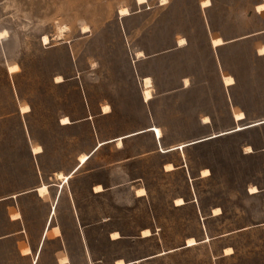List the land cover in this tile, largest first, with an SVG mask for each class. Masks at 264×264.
<instances>
[{"label": "rangeland", "instance_id": "1", "mask_svg": "<svg viewBox=\"0 0 264 264\" xmlns=\"http://www.w3.org/2000/svg\"><path fill=\"white\" fill-rule=\"evenodd\" d=\"M261 3L0 0V198L36 188L38 193L0 204V237L20 228L10 223L8 213L15 221L23 216L27 230V239L22 237L27 245L17 238L0 241V264H29L20 258V249L30 255L26 246L39 249L42 242L38 264H264V226L256 227L264 220V192L248 193L264 190V126L245 131L239 126L229 132L238 133L171 154L176 161L186 156L192 176L209 169L208 179L191 182L187 173H164L167 160L150 155L154 144L149 136L128 140L123 151L107 146L72 176L98 137L103 141L142 129L146 119L130 81L133 72L151 77L157 94L180 87L181 78H192L187 91L153 103L154 119L166 129V145L233 130L229 98L247 112L246 124L264 120V58L255 51L264 34L242 40L264 30ZM124 8L129 14L122 16ZM210 29L215 32L211 39L217 36L214 48L225 45L224 39L237 40L215 50L224 72L238 79L230 96L215 66ZM183 38L189 47L175 50L178 40L180 47L187 44ZM136 52L138 59L152 58L135 63ZM257 53L264 56L263 44ZM15 65L19 71L11 72ZM200 83L202 96L197 94ZM224 84L232 87L236 81L229 75ZM108 103L117 109L114 117H97L99 105ZM26 106L29 113L22 112ZM90 113L95 117L88 124L59 125L65 116L76 121ZM207 113L214 118L212 129L198 126V118ZM234 119L244 120V112L239 109ZM37 147L43 154L34 153ZM169 166L166 171L175 170ZM97 185L114 189L95 195ZM95 188V193L104 191ZM136 189V196L144 198L135 196ZM179 199L196 202L184 206V201L181 207ZM212 210L223 216L212 218ZM191 238L196 245H187ZM227 249L232 253L226 254Z\"/></svg>", "mask_w": 264, "mask_h": 264}, {"label": "crops", "instance_id": "2", "mask_svg": "<svg viewBox=\"0 0 264 264\" xmlns=\"http://www.w3.org/2000/svg\"><path fill=\"white\" fill-rule=\"evenodd\" d=\"M261 4H264V3H261ZM260 5V4H259ZM201 6V5H200ZM258 6V5H257ZM256 6V7H257ZM256 7H255V12H256ZM257 13V12H256ZM257 14H259V13H257ZM264 14V13H263ZM260 15H262V14H260ZM213 33H215V32H212V30L210 29L209 30V34H210V39H209V45H210V47H211V49L212 50H214V60H215V66H216V69L217 70H220V82H221V84H222V86L224 87V89L226 90V92H227V95L228 96H230V90L231 89H233L235 86H237V84H238V79H237V77L235 76V75H233L232 73H230V72H224V70H223V62H221V60H218L217 59V55H216V51H217V49H219V48H223V47H226V46H228V45H230V44H233V43H235L237 40H231V41H226L224 38V41L226 42V44L225 45H223V46H221V47H218V48H214L213 47V45H212V39H211V35L213 34ZM217 34V33H216ZM264 34V30L263 31H261V32H258V33H255V34H251V35H249V36H247V37H245V38H242V40L244 39V40H246V39H250V38H253V37H255V36H259V35H263ZM219 35V34H218ZM182 39V38H181ZM183 39H185L186 41H187V39L186 38H183ZM179 40L176 42V46H175V50H184V49H186V48H188L189 47V43H188V41H187V44L185 45V46H182V47H180L179 46ZM260 44H263L264 45V42H260V43H258V42H256V45H255V51H256V55H257V58L258 59H262V58H264V56H260V55H258V53H257V47L260 45ZM216 50V51H215ZM172 52V50H169L167 53H171ZM136 54H137V52L135 53V56H134V59H133V62L135 61V63L136 62H141V61H144V60H147V59H150V58H152L151 56H145L144 58H141V59H138L137 58V56H136ZM165 54V53H164ZM226 75H232L233 77H234V79H235V81H236V84L234 85V86H232V87H227V86H225V84H224V76H226ZM145 78H147L146 76H140L137 72H133V74H130V81H132L133 82V84H134V94H135V96L137 97V101H138V105H139V111H140V115L141 116H143L144 117V119H146V121H143L141 124H140V126L142 127V129H140V130H137V131H135V132H130V133H121V134H119V135H117V136H115V137H113V138H111V139H105V140H99V137H98V142H97V144H96V146L94 147V149L89 153V154H86V155H90L91 157H90V159L88 160V162L85 164V165H87L91 160H92V158L100 151V150H102V149H104V148H106L107 146H110V145H113L114 146V148L117 150V151H123L124 149H125V146H126V142L128 141V140H131V139H133V140H135L136 138H140V137H145V136H149V137H151L152 138V142H153V144H154V148H153V150H151V152H150V155H156V154H161V156H164V158L167 160L163 165H162V170H163V172L164 173H166V174H170V173H173V172H176V171H181V172H183V173H187L188 174V176H189V180L191 181V182H193V181H195V180H197V179H199V180H203V179H208V178H210V177H212V173H211V171L209 170V169H204V170H209L210 171V176L209 177H207V178H203L202 177V172L204 171V170H201L198 174H197V176H192L191 175V172H190V168H189V163H188V160H187V158H186V156L185 155H183V157L180 159V160H171V154L172 153H174V152H176V151H184V149H186V148H189V147H192V146H197V145H200V144H203V143H207V142H213V141H215V140H217V139H219V138H223V137H225V136H228V135H230V134H234V133H238V132H233V133H229V132H232V131H234L237 127H242V128H245L244 130H242V131H245V130H248V129H252V128H256V127H260V126H264V120H261V121H258V122H253V123H248V124H246L247 123V120H248V115H247V112L244 110V109H242V108H240V107H238V106H235L234 104H233V101H232V99L231 98H229V106H230V116H231V119H232V122L235 124V127L233 128V130H230V131H227V132H222V133H219V134H211V135H209V136H207V137H204V138H201V139H198V140H194V141H186V142H184V144H182V145H180V146H185L183 149H177L178 147H180V146H175V147H172V146H169V145H166L165 144V138H166V129H165V126L164 125H160L159 123H157L156 122V119H154V112H153V103L157 100V99H159V98H164V97H169V96H172V95H175V94H179L180 92H185V91H187L188 89H190L191 87H192V78L191 77H185V78H181L180 79V83H179V85H180V87H178V88H175L174 90H168V91H165V92H163L162 94H157L156 93V91H155V85H154V80L151 78V77H149V78H151V80H152V82H153V99L152 100H150L149 102H146L145 100H144V98H143V87H144V79ZM186 80H188L189 81V86L187 87L186 86V84H185V81ZM62 83H64V82H62ZM62 83H58V84H62ZM203 83H200V88H199V93H197V94H200V96H202V95H205V93H204V91H203V85H202ZM92 107V106H91ZM105 107H110V112H108V113H105L104 112V108ZM242 110L243 112H244V114H245V119L244 120H242V121H236L235 119H234V114H235V112L237 111V110ZM97 110H98V114L96 115L97 117H99V118H113L114 117V114H115V112L117 111V109H115V107L112 105V104H106V105H104V104H100L99 105V107L97 108ZM120 116H122V118H124V119H126V118H128L129 116L127 115V114H121ZM65 117H67V118H69L70 119V121H71V124L70 125H61V120L63 119H60L59 120V125L61 126V127H64V128H68V127H74V126H79V125H82V124H88L90 121H91V119L92 120H94V117L95 116H92V113H90V115L89 116H86V117H83L82 119H80V120H76V121H73L70 117H68V116H65ZM93 117V118H92ZM206 118H208L209 119V122L207 123V122H205V119ZM197 122H198V126H200L201 128H205V129H212L213 127H214V118H213V116H212V114L211 113H207V114H203V116H200L199 118H198V120H197ZM256 124H259V125H256ZM154 128H158V129H160L161 130V132H162V136H161V138H158L157 137V135H156V133L153 131L154 130ZM239 132H241V131H239ZM96 133H97V136H98V132H97V130H96ZM227 133H229V134H227ZM119 142H121L122 143V145L121 146H119ZM102 144V145H101ZM101 145V146H100ZM248 147H250V146H248ZM253 149V148H252ZM264 151V150H263ZM43 154V153H42ZM244 154L245 155H252V154H254V153H252V154H246V152L244 151ZM41 155V154H40ZM83 155V154H82ZM35 156H38V155H35ZM81 156V155H80ZM135 158H138V157H131V158H126L125 160H127V161H129V160H134ZM169 164H171V165H173V167L175 168V170L174 171H171V172H168V171H166L165 170V168H166V166L167 165H169ZM85 165H83V166H85ZM78 166H79V159H78V165H77V167L76 168H78ZM83 166H81L75 173H73L74 172V170L76 169H74L71 173H73L72 174V176L73 175H75ZM59 173V172H58ZM60 173H62V172H60ZM70 173V174H71ZM69 174V175H70ZM71 176V177H72ZM139 179L138 180H134L133 182H131V184H138L139 183ZM97 186H99V185H97ZM101 186V185H100ZM96 187V186H95ZM94 187V188H95ZM103 187V189H104V191L103 192H101V193H95L94 192V188H93V190H92V193H94L95 195H100V194H103V193H106V192H108V191H111V190H113L114 188H112V187H107V186H102ZM252 187H256V186H252ZM39 188V187H38ZM258 188V187H257ZM37 189V188H36ZM36 189H32V190H30V191H25V192H22V193H19V194H16V195H11V196H6V197H2V198H0V204L1 203H4V202H7V201H10V200H13V199H17L18 197H23V196H26V195H29V194H32V193H37L36 192ZM139 189H144V188H139ZM139 189H136L135 190V196H136V191L137 190H139ZM146 190V189H145ZM250 190V189H249ZM258 190H259V193H257V194H251L249 191H248V193H249V196H258V195H260V194H262L263 192H264V190L263 191H261L259 188H258ZM147 192V191H146ZM38 194V193H37ZM147 196V195H146ZM145 196V197H146ZM137 197V196H136ZM137 198H144V197H137ZM183 199V198H182ZM195 200V201H194ZM185 201V200H184ZM186 202V201H185ZM196 202V199H192V200H190L189 202H186V205H184V206H187L188 204H194ZM175 205V204H174ZM184 206H181V207H184ZM176 207V206H175ZM181 207H176V208H181ZM218 209V208H217ZM220 209V208H219ZM52 211H53V208H52ZM222 211V210H221ZM213 212H214V210H212V212H211V217L212 218H217V217H220V216H223V212H222V214L221 215H219V216H214L213 215ZM16 213V212H15ZM20 213V212H19ZM21 214V213H20ZM13 214H10V213H8V218H9V221H10V223L11 224H13V225H15V226H17V227H20V228H18L15 232H13V233H11L10 235H8V236H3V237H0V241H3V240H6V239H12V238H17L18 239V243L20 244V243H22L23 242V244H25V245H27L26 244V242H25V239H27L26 238V234H27V230H26V227H25V225L23 224V216H22V214H21V216H22V218L21 219H19V220H12L11 219V216H12ZM52 216H54L53 214H52ZM202 218H203V216H202ZM261 226H264V220H263V222H260V224H258V226H256V227H261ZM248 229H250V228H244L243 230H241V231H246V230H248ZM146 230V229H145ZM150 230V229H149ZM144 231V230H143ZM151 231V230H150ZM152 232V231H151ZM114 233V232H113ZM119 233V232H118ZM120 234V233H119ZM112 235V234H111ZM152 236H153V233H152ZM151 236V237H152ZM22 237H24L25 239H24V241H23V239H22ZM57 237H60V236H57ZM110 238H111V236H110ZM150 238V237H149ZM44 239H45V235H44V238H43V240L42 241H44ZM121 239H122V236H121ZM121 239H119V240H121ZM142 239H148V238H142ZM206 239H209V240H211L210 238H206ZM112 240V239H111ZM119 240H117V241H119ZM43 242L41 243V245H40V248L38 249H34L32 246H26V247H30L31 248V250H32V253L30 254V255H22V250L20 249V251H19V255H20V258L23 260V261H25V262H28L29 264H38V259H39V256H40V253H41V249H42V246H43ZM25 247V248H26ZM165 254H168V253H166L165 252ZM156 257H158V256H154V257H152V258H156ZM152 258H149V259H147V260H150V259H152ZM120 260H123V259H120ZM119 261V260H118ZM116 264V263H115ZM128 264V263H127ZM129 264H136V262H132V263H129Z\"/></svg>", "mask_w": 264, "mask_h": 264}, {"label": "bare ground", "instance_id": "3", "mask_svg": "<svg viewBox=\"0 0 264 264\" xmlns=\"http://www.w3.org/2000/svg\"><path fill=\"white\" fill-rule=\"evenodd\" d=\"M165 1H166V0H165ZM136 2L138 3V5H144L145 3H147V0H136ZM163 2H164V1H163ZM128 14H129L128 9L124 8V9L121 10V15H122V16H125V15H128ZM88 30H89V29H88L87 27H84L83 32L86 33ZM63 33H64V31L62 32V35H63ZM1 35H2V36H3V35H6V32H5L4 34L2 33ZM216 37H217V36H213V37H212V40H213L214 38H216ZM181 41H183V40H181ZM43 42H44L45 45H48V44L50 43V39H49L47 36H45V37L43 38ZM139 55H142V54L140 53ZM10 71H11V72H18V71H19V66H18V65H15ZM228 77H229V75H228V76H225L224 79H226V78H228ZM151 87H153L152 80H151L150 78L144 79V87H143V88H144V91H143V97H144V99H145L146 102L150 101V100L153 98V96H152V91H151V89H150ZM25 109H26V111H25ZM238 111H239V110H237L236 112H238ZM22 112H23V113H29V112H30V107H29V106H26L25 108L22 109ZM61 123H62V125H69V124H71V121L69 120V118L65 117V118L62 120ZM153 131L156 133V135H157L158 138L161 137V130H160V129H158V128H154ZM101 145H102V144H101ZM37 149H39V151H36ZM247 150L249 151V153L253 152L252 149H251L250 147H248ZM42 152H43V149H42L41 147H37V148L34 150V153H35V154H40V153H42ZM88 159H89V156H88V155H83V156H81V158H80V166H79V167L83 166V165L88 161ZM169 169H170V170H173L174 168H173L172 166H169ZM209 175H210L209 170H205V171L203 172V176H204V177H208ZM69 178H70L69 176H68V177H65V180L68 181ZM253 189H255V191H253V193H257V192H258V190H257L256 188H252L251 190H253ZM95 191H96V192H101V191H103V189H102L100 186H98V187L95 188ZM139 193L143 195V194H145V191L142 190V191H140ZM176 204H177V206H182V205H184V201H183L182 199H179V200L176 201ZM144 234H145V235H149L150 233H149L148 231H145ZM113 237L119 238V235H118L117 233H115V234H113ZM187 245H188V246H194V245H196V241H195V239H193V238L189 239V240L187 241ZM231 251H232V249H227L225 253H226V254L232 253ZM121 263H122V262H120L119 264H121Z\"/></svg>", "mask_w": 264, "mask_h": 264}, {"label": "snow or ice", "instance_id": "4", "mask_svg": "<svg viewBox=\"0 0 264 264\" xmlns=\"http://www.w3.org/2000/svg\"><path fill=\"white\" fill-rule=\"evenodd\" d=\"M180 43L183 44L184 41H180ZM216 43H220V41H217ZM185 83H187V81H186ZM227 83L230 84V83H232V81L229 79V80L227 81ZM25 111H26V109H25ZM36 151H39V149H37ZM252 191H255V189H253Z\"/></svg>", "mask_w": 264, "mask_h": 264}, {"label": "built area", "instance_id": "5", "mask_svg": "<svg viewBox=\"0 0 264 264\" xmlns=\"http://www.w3.org/2000/svg\"><path fill=\"white\" fill-rule=\"evenodd\" d=\"M159 4H160V6H161L162 2L160 1V3H159Z\"/></svg>", "mask_w": 264, "mask_h": 264}, {"label": "trees", "instance_id": "6", "mask_svg": "<svg viewBox=\"0 0 264 264\" xmlns=\"http://www.w3.org/2000/svg\"><path fill=\"white\" fill-rule=\"evenodd\" d=\"M90 157H91V156H89V159H90ZM89 159H88V160H89ZM87 162H88V161H87ZM87 162H86V163H87ZM79 168H80V167H79Z\"/></svg>", "mask_w": 264, "mask_h": 264}]
</instances>
